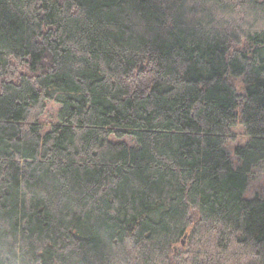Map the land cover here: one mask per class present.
Listing matches in <instances>:
<instances>
[{
  "label": "trees",
  "instance_id": "obj_1",
  "mask_svg": "<svg viewBox=\"0 0 264 264\" xmlns=\"http://www.w3.org/2000/svg\"><path fill=\"white\" fill-rule=\"evenodd\" d=\"M262 165L264 0H0V264H264Z\"/></svg>",
  "mask_w": 264,
  "mask_h": 264
},
{
  "label": "rangeland",
  "instance_id": "obj_2",
  "mask_svg": "<svg viewBox=\"0 0 264 264\" xmlns=\"http://www.w3.org/2000/svg\"><path fill=\"white\" fill-rule=\"evenodd\" d=\"M55 113H56V107L50 104L47 109V112L40 119L41 124L44 126V128L48 127L51 123L54 122ZM233 133L237 135V138L234 139V142L231 143L230 146H228L231 149L230 154H232V150L234 147L243 145L247 140L240 126L236 127ZM257 194L264 196V165H262L260 168L256 169L253 172L251 183L245 193V198L251 199Z\"/></svg>",
  "mask_w": 264,
  "mask_h": 264
}]
</instances>
